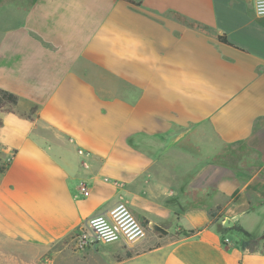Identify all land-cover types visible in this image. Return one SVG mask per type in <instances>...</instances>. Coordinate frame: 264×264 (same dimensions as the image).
<instances>
[{"label":"crops","instance_id":"crops-1","mask_svg":"<svg viewBox=\"0 0 264 264\" xmlns=\"http://www.w3.org/2000/svg\"><path fill=\"white\" fill-rule=\"evenodd\" d=\"M0 87L20 97L0 108V264H264L253 0H0ZM121 194L168 234L72 251ZM210 209L263 239L243 249Z\"/></svg>","mask_w":264,"mask_h":264},{"label":"built area","instance_id":"built-area-1","mask_svg":"<svg viewBox=\"0 0 264 264\" xmlns=\"http://www.w3.org/2000/svg\"><path fill=\"white\" fill-rule=\"evenodd\" d=\"M253 1L255 13L264 16V0ZM79 190L83 196L90 195V187L86 182L80 184ZM147 234L148 227L138 220L125 195L121 194L107 213L87 218L72 232L70 247L73 251H81L115 242H123L125 246L131 247Z\"/></svg>","mask_w":264,"mask_h":264},{"label":"trees","instance_id":"trees-1","mask_svg":"<svg viewBox=\"0 0 264 264\" xmlns=\"http://www.w3.org/2000/svg\"><path fill=\"white\" fill-rule=\"evenodd\" d=\"M132 2V0H130ZM220 39L223 42H228L225 36H220ZM20 97L15 94L14 92H11L9 90H6L4 88L0 87V108H2L6 104L10 105H17L19 102ZM35 110V109H34ZM1 123V119H0ZM9 164V163H7ZM6 168V165L0 166V171H3ZM237 193L233 196L236 197ZM209 214L212 218L213 224H215L217 230L221 233H227L229 231H232L236 234L238 243L241 245L243 249H249V250H255V244L258 242L259 239H263L262 235H259L255 232H249L243 229L239 225H235L231 228H225L222 224V215L219 213V210L217 209H210ZM145 226L148 227L149 220L145 221ZM264 248V244H263Z\"/></svg>","mask_w":264,"mask_h":264},{"label":"water","instance_id":"water-1","mask_svg":"<svg viewBox=\"0 0 264 264\" xmlns=\"http://www.w3.org/2000/svg\"><path fill=\"white\" fill-rule=\"evenodd\" d=\"M182 136H183L182 134L177 135L176 137H174L173 139H171V140L169 141L168 145H169V146H172V145L175 144V143H176V142H177ZM233 225H234V222H233V220H231L230 218H226V219L224 220L223 226H224L225 228L232 227ZM149 228H150L151 230L156 231V232H159V233H161V234H163V235H167V234H168V230H167L165 227H163V226L157 224V223L154 222V221H150V222H149Z\"/></svg>","mask_w":264,"mask_h":264},{"label":"rangeland","instance_id":"rangeland-1","mask_svg":"<svg viewBox=\"0 0 264 264\" xmlns=\"http://www.w3.org/2000/svg\"><path fill=\"white\" fill-rule=\"evenodd\" d=\"M6 105H10V104H6ZM6 105H4V106H6ZM3 165H5V162H0V166H3ZM69 248L71 249V247L69 246ZM72 250V249H71ZM73 251V250H72Z\"/></svg>","mask_w":264,"mask_h":264}]
</instances>
